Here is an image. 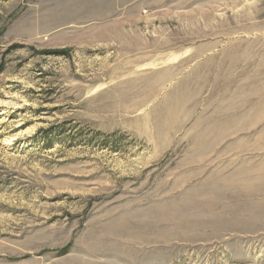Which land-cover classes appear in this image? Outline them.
I'll return each mask as SVG.
<instances>
[{
    "label": "rangeland",
    "instance_id": "obj_1",
    "mask_svg": "<svg viewBox=\"0 0 264 264\" xmlns=\"http://www.w3.org/2000/svg\"><path fill=\"white\" fill-rule=\"evenodd\" d=\"M0 59V264H264V0H0Z\"/></svg>",
    "mask_w": 264,
    "mask_h": 264
},
{
    "label": "trees",
    "instance_id": "obj_2",
    "mask_svg": "<svg viewBox=\"0 0 264 264\" xmlns=\"http://www.w3.org/2000/svg\"><path fill=\"white\" fill-rule=\"evenodd\" d=\"M15 47H17V46H15ZM15 47H11V49H14ZM6 53H9V52H6ZM55 55H61L62 54V52L61 53H59V52H53ZM3 70H4V63H3V61L0 59V74L3 72Z\"/></svg>",
    "mask_w": 264,
    "mask_h": 264
}]
</instances>
